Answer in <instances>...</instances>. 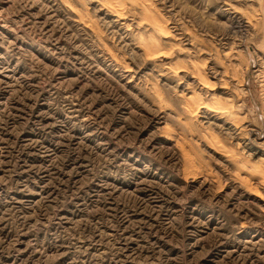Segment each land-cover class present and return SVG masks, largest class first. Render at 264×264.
Masks as SVG:
<instances>
[{
	"label": "rangeland",
	"instance_id": "374dc122",
	"mask_svg": "<svg viewBox=\"0 0 264 264\" xmlns=\"http://www.w3.org/2000/svg\"><path fill=\"white\" fill-rule=\"evenodd\" d=\"M111 5L0 0V264H264V0Z\"/></svg>",
	"mask_w": 264,
	"mask_h": 264
},
{
	"label": "bare ground",
	"instance_id": "6f19581e",
	"mask_svg": "<svg viewBox=\"0 0 264 264\" xmlns=\"http://www.w3.org/2000/svg\"><path fill=\"white\" fill-rule=\"evenodd\" d=\"M103 2H105V4L107 3L111 9H112V15L116 16L119 19H124V13H122V10L124 8L123 6V0H103ZM111 3V4H109ZM142 4V3H141ZM143 6V5H142ZM144 7V6H143ZM145 8V7H144ZM147 11V10H146ZM160 27V26H159ZM158 27V28H159ZM161 29V28H160ZM161 32V31H160ZM165 32V31H164ZM142 40V39H141ZM143 43V42H142ZM146 43V42H145ZM144 44V43H143ZM151 44V43H150ZM159 45V43H158ZM157 46V45H156ZM146 47L148 48V46L146 45ZM144 48V47H143ZM157 48V47H156ZM146 50V49H145ZM148 53V51H147ZM204 79V78H202ZM207 82V81H206ZM194 97V96H193ZM211 107V105H210ZM212 109H208L210 110V112L212 113V116L214 115L217 118H222L225 119L224 123L225 124H229L230 126L237 128L240 121L237 118V114L235 113V111L233 112V110L229 109H225L222 107H211ZM220 149V148H219ZM221 150V149H220ZM252 174V173H251Z\"/></svg>",
	"mask_w": 264,
	"mask_h": 264
}]
</instances>
